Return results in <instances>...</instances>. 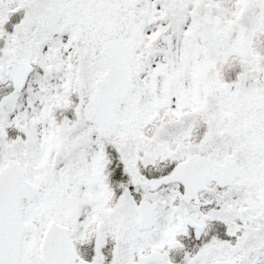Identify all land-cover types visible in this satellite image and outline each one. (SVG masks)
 I'll return each instance as SVG.
<instances>
[{
    "label": "snow or ice",
    "instance_id": "snow-or-ice-1",
    "mask_svg": "<svg viewBox=\"0 0 264 264\" xmlns=\"http://www.w3.org/2000/svg\"><path fill=\"white\" fill-rule=\"evenodd\" d=\"M0 264H264V0H0Z\"/></svg>",
    "mask_w": 264,
    "mask_h": 264
}]
</instances>
